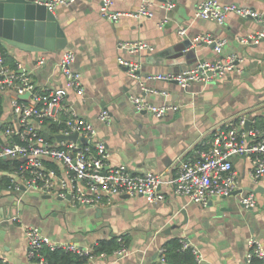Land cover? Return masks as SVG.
Returning a JSON list of instances; mask_svg holds the SVG:
<instances>
[{
	"label": "crops",
	"instance_id": "crops-1",
	"mask_svg": "<svg viewBox=\"0 0 264 264\" xmlns=\"http://www.w3.org/2000/svg\"><path fill=\"white\" fill-rule=\"evenodd\" d=\"M172 1L171 9H165L162 0H153V15L124 14L115 21L101 15L99 0H74L54 10L65 31L66 47L75 52L73 67L80 71L84 86L83 98L77 100L70 92V100L80 114L93 121L105 141L109 166L125 163L132 172H162L165 178L175 173L181 159L193 158L202 142L239 113L264 123V40L249 44L238 41L239 36L261 30L260 22L229 13L224 23L218 24L196 16L203 0ZM219 1L264 10V0ZM139 3L113 0L112 8L134 11ZM182 25L187 28L180 35L178 28ZM204 33L226 39L219 53L210 43L193 45V37ZM135 39L147 41L152 48L130 53L117 47L119 40ZM0 42L14 62H20L29 72L36 87L63 83L57 66L63 49L25 50L2 39ZM231 54L238 57L233 69L220 77L192 81L186 88L174 80L149 77L177 73L198 60ZM118 55L139 57L140 70L129 74L117 62ZM0 95L1 126L12 122L13 115L9 93ZM132 95L175 107L155 116L136 109ZM101 108L108 109L110 122L98 118ZM233 161L243 191L257 189L254 207L241 205L236 194L212 196L203 205L162 184L163 198L150 201L141 194L115 195L100 206L98 216L97 206H71L67 199L48 198L35 189H27L19 199L1 184L0 264H38L27 254L28 224L38 226L52 241L88 248L101 238L125 236L127 253L119 257L96 255L90 264H111L115 258L117 264H159V249L173 236L188 240L201 255V264H246L248 240L255 237L264 244V177L254 182L248 160L235 156ZM8 170L0 166V172Z\"/></svg>",
	"mask_w": 264,
	"mask_h": 264
},
{
	"label": "built area",
	"instance_id": "built-area-1",
	"mask_svg": "<svg viewBox=\"0 0 264 264\" xmlns=\"http://www.w3.org/2000/svg\"><path fill=\"white\" fill-rule=\"evenodd\" d=\"M40 1L41 0H36ZM74 0H44L51 10L59 5H69ZM113 0H99V12L102 16L117 20L124 14L133 16L153 15V0H140L134 11H123L112 8ZM172 0H162V7L171 9ZM229 13L240 17H249L262 25L261 30L242 35L238 41L249 44L264 40V10L234 2L221 3L219 0H203L200 2L196 16L215 20L223 24ZM185 26L178 28V33H186ZM225 38L216 39L209 33L197 34L193 37L196 44L214 42L218 53L222 50ZM117 47L130 53H139L142 49L152 48L145 40H119ZM236 54L214 60H198L193 66L181 69L177 73L150 74V78L174 80L186 88L192 81L209 80L222 76L234 68ZM117 62L127 68V72L135 75L141 67L140 58L117 56ZM75 52L65 47L57 61L63 83L53 87H36L28 71L20 62L12 66L0 52V93H9V103L13 121L2 129L0 157L20 159L17 167L6 173L0 172V185L20 195L27 189H35L43 194L58 196L71 206H102L115 195L141 194L148 200L163 198L160 186L165 184L174 193L184 194L191 200L205 205L212 196L229 195L233 191L244 207H254L256 196L254 191H243L238 170L233 158L242 156L248 160L249 173L254 182L264 177V123L259 124L257 118L247 117V113L239 114L236 119H229L225 126L215 131L213 137L196 149L193 158L181 159L175 173L165 178L162 172H132L125 163L109 166V150L105 141L99 137L91 119L83 116L74 107L69 94L73 92L75 99H82L84 86L80 71L73 67ZM41 59L39 62H42ZM149 90L148 88H145ZM154 91L153 89H150ZM131 100L136 109L148 110L155 116L163 115L174 105L167 103L154 104L142 95H132ZM98 118L110 122L109 111L101 108ZM248 123L246 127L245 124ZM57 123V131H52L49 124ZM43 125L46 128L42 129ZM76 133L75 138H58V134ZM46 134L52 136L48 138ZM239 189V190H238ZM68 197L66 198V196ZM28 256L33 259L42 245L50 247L62 246L65 249L88 255L82 264H90L96 255L89 254L91 248L80 247L74 242H55L49 239L40 228L33 224L25 226ZM121 247L112 255L119 257L127 253L124 239L117 236ZM246 264H250L253 256L259 257L264 264V244L257 238L248 240ZM183 245H190L184 239ZM194 264H201L202 257L196 252ZM99 256H106L102 252ZM116 258L113 263L117 264ZM159 261L163 264L162 248L159 249ZM44 264L43 258L36 260Z\"/></svg>",
	"mask_w": 264,
	"mask_h": 264
},
{
	"label": "water",
	"instance_id": "water-1",
	"mask_svg": "<svg viewBox=\"0 0 264 264\" xmlns=\"http://www.w3.org/2000/svg\"><path fill=\"white\" fill-rule=\"evenodd\" d=\"M43 1L0 0V39L25 50L64 49L67 45L65 31L54 10L49 9ZM210 45L214 46V42H211ZM248 123L247 121L246 127ZM57 137L75 138L76 133L58 134ZM249 190L256 191L257 189L249 187ZM236 192L233 191L231 194ZM44 196L52 197L49 194H44ZM56 199L62 198L56 197ZM95 208L96 214L100 216L102 208L100 206ZM159 264L162 263L159 262Z\"/></svg>",
	"mask_w": 264,
	"mask_h": 264
},
{
	"label": "trees",
	"instance_id": "trees-1",
	"mask_svg": "<svg viewBox=\"0 0 264 264\" xmlns=\"http://www.w3.org/2000/svg\"><path fill=\"white\" fill-rule=\"evenodd\" d=\"M0 52L6 59L8 63L12 66H15V62L13 58H11L5 50L4 45L0 42ZM3 112L2 106V98L0 95V118ZM52 131H57L59 125L57 123L49 124ZM4 125L0 126V131L3 129ZM46 136L50 139L51 135L46 134ZM199 142L195 145L198 146ZM20 159H7L5 157H0V166H3L7 169H11L17 167L20 163ZM124 239V244L127 245V241L125 240V236L121 235ZM185 238L180 236H173L166 240L161 248H162V256L164 258L163 264H194L196 261V253L194 248L190 245H183V241ZM121 247V244L117 240L116 235H112L108 238H101L95 241L91 247V252L89 254L100 255L104 252L106 255L112 254L114 250ZM43 258L44 264H82L88 259V255L81 254L77 251H72L69 249H65L62 246L50 247L49 245H42L39 248V251L36 252L33 260H39ZM158 264V263H155ZM250 264H263L262 260L253 256L251 258Z\"/></svg>",
	"mask_w": 264,
	"mask_h": 264
}]
</instances>
